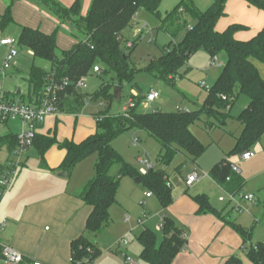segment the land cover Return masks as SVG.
Wrapping results in <instances>:
<instances>
[{"label":"trees","instance_id":"trees-1","mask_svg":"<svg viewBox=\"0 0 264 264\" xmlns=\"http://www.w3.org/2000/svg\"><path fill=\"white\" fill-rule=\"evenodd\" d=\"M51 14L62 23L75 28L72 34L74 44L56 55L57 31L47 34L39 29L22 26L17 46L32 52L33 58L50 63L46 72L34 65L30 68L26 83L27 96L20 95L21 102L32 104L39 100L49 80L60 83L67 80L69 85L60 94L58 110L68 115H77L87 100L80 94L76 84L85 79L93 69L102 65L105 72L112 73L121 88L123 82L133 81L134 69L130 67L128 56L120 52L121 32L132 27L140 11L155 16L159 22L157 31H161L174 40L184 33L182 40L164 46L159 59L151 64V71L167 81L174 83L177 71L198 53H206L210 63L221 53L225 63L200 109L196 111H178L176 113H138L135 107L126 115L100 113L96 116L95 133L80 143L64 140L58 142L55 134L37 135L32 143L39 157L44 160L47 152L57 147L64 157L57 169L69 177L81 161L93 155L94 176L81 189L78 198L90 208L85 223L84 234L71 243V264H92L100 250L91 243L88 236H98L110 224V208L117 203L116 196L120 180L125 176L134 177L143 183L154 195L162 209L172 204L168 179L160 170H150L145 176L126 164L112 147V141L127 127L145 132L160 147V162L169 165L179 153H184L193 163L206 151L200 141L192 134L191 127L206 119V126H225L229 112L240 95L248 99V105L236 118L241 125V134L235 138V153L242 155L254 145L264 140V80L255 63L264 65V28L248 41H238L235 35L247 28L240 24L228 26L224 31L216 30L218 21L226 16L225 6L228 0H211L205 11L197 10L191 0H181L173 11L162 16L159 7L163 0H92L85 15H82V0H74L69 7H63L56 0H40ZM248 6L264 13V0H242ZM187 18L192 19L189 24ZM14 23L12 4L0 15V30ZM80 35H79V34ZM99 70L100 68L97 67ZM101 74V72H100ZM112 84L102 85L90 97L91 101H107L110 106L114 100ZM19 94V91H17ZM145 99V98H144ZM17 146L16 135L11 132L0 135V149L6 148L11 154ZM22 167V166H21ZM113 167L119 168L116 177L110 175ZM232 164L224 159L209 172L210 179L230 196L239 195L245 181L239 173L232 171ZM5 164L0 163V173ZM228 180V181H227ZM6 192L0 188V199ZM198 214H211L224 221L241 239L244 246L250 245L247 259L251 264H264V244L252 246L251 231L227 221L216 211L205 195L193 198ZM163 235L160 243L154 232L146 229L137 238L141 247L140 259L147 264H171L183 249L185 239L182 229L164 217ZM91 248V253H87ZM225 264H241L238 258H230Z\"/></svg>","mask_w":264,"mask_h":264},{"label":"rangeland","instance_id":"rangeland-1","mask_svg":"<svg viewBox=\"0 0 264 264\" xmlns=\"http://www.w3.org/2000/svg\"><path fill=\"white\" fill-rule=\"evenodd\" d=\"M8 4L4 5L6 0H0L5 9L12 4L13 10L19 12L21 16H27L29 11L19 4H23L24 0H7ZM29 1V0H27ZM92 0H82V15L87 13ZM195 8L207 9L204 7L208 0H191ZM63 7H69L71 4L65 0H56ZM181 2V0H163L159 13L165 14L173 11V9ZM64 3V4H63ZM67 5V6H66ZM38 7L45 10L42 4ZM47 9V8H46ZM48 10V9H47ZM49 11V10H48ZM56 18V17H55ZM57 20V24H53L57 32L56 55L61 57L62 51H67L72 46V34L76 32L75 28ZM189 24L192 23L191 18H187ZM159 22L157 18L146 11H140L135 17L132 27H128L121 32L120 52L128 56L129 64L134 69L133 81L130 83L123 82L121 85V97L118 102L108 105L107 101H91L90 97L102 85L112 84L118 87V82L114 79V75L105 72L102 65L98 64L101 74L90 73L84 79L82 86L78 88V92L87 98L83 109L77 115L66 116L59 120L56 135L59 141L64 139L72 140L75 143L82 142L89 133L96 130V116L100 113L119 114L132 94L137 95L138 113H176L178 111H196L200 109L207 96V90L201 87L205 83L208 87H212L216 77L221 70L220 62L224 60V54L217 56L214 65H211L210 58L206 53H198L192 56L177 71V78L174 83L160 77L156 72L151 71V64L161 56L164 46L171 41L175 44L179 43L184 33L177 36L174 40L169 35L157 31ZM22 27V26H21ZM21 27L15 23L8 25L5 29L0 30V38L13 39L18 43ZM79 34V33H78ZM80 35V34H79ZM132 44V47H129ZM5 49H0V69L3 63ZM15 68L6 72L5 77H0V90L5 93H15L19 91L27 96L28 87L26 78L32 65L48 72L51 65L49 62L33 58L26 49L19 50V56L15 61ZM261 69L260 76H264V65L259 64ZM152 89L159 94V98L151 104L145 102L147 92ZM248 99L244 95H240L229 112V117L225 122V126H206V119L198 122L191 127L192 134L206 147L204 154L193 163L186 157L184 153H179L169 165L160 162V147L156 141L149 137L145 132L138 131L127 127L113 141L112 147L121 156L122 160L137 170L136 159L140 155L146 156L154 165V170L164 172L168 179L170 188V196L172 202L181 196H186L193 200L197 195H205L212 207L221 212L226 219L228 214L230 219L241 228L251 231L250 243L256 246L258 243L264 244V225L254 224L256 217L264 203V141L262 145H254L248 153L252 155L249 160L241 159V155L235 153V138L241 134V125L236 119L242 111L247 107ZM64 113V112H63ZM66 114V113H65ZM67 115V114H66ZM50 130H54L55 126H49ZM11 132L14 135L20 133L19 121H12L6 127L0 129V135ZM52 135V134H51ZM14 159L6 148L0 149V163L5 164L7 160ZM62 159V153L56 147L52 148L42 160L34 148H30L24 153L21 163L24 167H20L17 175L19 180H43L44 176L57 178L59 173L57 169ZM227 159L234 167L237 168L240 177L245 181L239 195L231 197L225 190L219 188L209 177L210 170L222 160ZM96 156L93 155L76 165L71 175L64 179L65 182L72 184L90 173V177L94 176V163ZM194 172L199 178L191 186L185 185V180ZM119 168L113 167L110 175L118 176ZM134 177L125 176L120 180L117 191V204L110 208V224L105 232L98 237V245L100 254L97 257L100 264H109L112 260L116 264H125L123 257L115 252L117 243L126 241L129 248L126 250L127 257L132 262L142 264L140 259L139 245L137 238L143 229H148L156 234L158 238L162 237V222L164 213L157 198L146 195L150 192L143 183H136ZM252 195L255 203L244 202L241 196ZM222 198L223 203H219L218 199ZM234 205L240 206V211L232 209ZM229 212V213H228ZM146 216L148 221L145 226L137 225L138 218ZM128 217L129 220L126 221ZM168 218L171 217L168 215ZM172 220V219H171ZM91 237V235H89ZM250 249V245L246 250L240 251L241 264H251L248 259H244ZM91 248H87V253H91ZM113 258V259H112ZM243 260L246 262L244 263ZM144 264V263H143Z\"/></svg>","mask_w":264,"mask_h":264},{"label":"crops","instance_id":"crops-1","mask_svg":"<svg viewBox=\"0 0 264 264\" xmlns=\"http://www.w3.org/2000/svg\"><path fill=\"white\" fill-rule=\"evenodd\" d=\"M65 1L68 2L66 4H72L74 0ZM3 4L0 2V15L5 11L4 5H7L8 1L6 0ZM39 4H41L40 0H24L23 4L19 5L28 10L29 14L21 16L19 12L13 10V22L20 27L29 26L47 34L51 33L55 29L57 20L46 8L41 10L38 7ZM211 4V0L206 1L204 6L207 7L204 8H209ZM200 10L205 11L206 9ZM225 13L226 16L218 21L216 30L222 32L230 25H243L247 30L235 35V39L238 41H248L264 28V13L248 6L242 0H228ZM224 63L225 56L223 62H220L221 68ZM254 65L260 74L259 64L255 63ZM262 77L264 78V76ZM22 94L24 95L23 92ZM121 112L122 110L119 113ZM66 116L70 115L58 112L49 116L40 127L39 135L55 134L58 142L64 140L74 142L68 139L62 141L57 139V125L59 120ZM52 124L55 126L53 131L49 129ZM94 133L95 131L89 133L87 137ZM60 152L63 159L64 152L61 150ZM58 173L61 174V172ZM89 174L85 173L84 176H80L73 184L64 181L67 176L61 178L59 175L57 178L44 176L43 180L34 181L15 178L12 186L0 199V247L8 246L19 252L23 256V264H71V243L84 234L85 223L90 213V208L78 198L81 189L92 179ZM197 176L200 179L198 174ZM162 210L164 217L169 215L174 224L182 229L185 239L183 249L171 264H225L233 257L241 261L240 251H245L246 246L242 244L239 236L224 221L219 220L214 215L198 214L197 206L190 198L181 196L173 201L167 209ZM226 220L234 223L229 214ZM147 221L148 218L145 216L143 227ZM254 224L264 225V203L259 214L254 217ZM105 230L96 237L88 236L89 241L95 244L99 250L98 237ZM144 230L146 229H143L141 233ZM161 240L162 237H157L158 243ZM123 242L117 243L115 252L123 257L125 264H139L131 260V263L127 262L129 258L126 250L129 248V243L125 241L126 244L124 245ZM139 252H141L140 245ZM244 259H247V256ZM98 261L100 260L96 258L92 264H100ZM243 262L246 263L244 260ZM143 263L147 264L142 261ZM0 264L6 263L0 259ZM109 264L116 263L112 260Z\"/></svg>","mask_w":264,"mask_h":264},{"label":"built area","instance_id":"built-area-1","mask_svg":"<svg viewBox=\"0 0 264 264\" xmlns=\"http://www.w3.org/2000/svg\"><path fill=\"white\" fill-rule=\"evenodd\" d=\"M129 47H132V44H129ZM4 48L5 54L3 57V63L0 69V77H5L6 72L15 66V61L19 56V48L16 42L13 39L9 38H0V49ZM28 53L33 56L32 52L28 51ZM216 59L212 63L214 65ZM93 73L100 74V70L96 67L93 69ZM84 83V79H80L76 88L78 89ZM68 81L62 80L60 83L51 78L45 87V91L43 96L39 100H35L32 104L21 102L19 97L21 92L17 94V91L13 93H5L0 90V129L7 126L9 122L19 121L20 125V133L16 135L17 146L15 150L10 154L14 157V159H8L5 163V168L0 173V188L5 189L6 191L12 186L17 173L22 166L21 160L24 155L31 147L35 137L39 134L40 127L44 124L46 119L49 116H53L60 112L58 110V104L60 101V94L68 88ZM202 88L209 90L205 83L201 84ZM137 95L132 94L131 98L128 100L127 105L122 108L121 114L126 115L128 111L132 110L136 103L135 100ZM159 98V94L154 90H149L145 96V102L148 104L154 103ZM187 111V110H184ZM252 155L248 152H245L241 155V159L249 160ZM137 171L141 176H145L150 170L154 169V165L150 162V160L144 156H138L137 160ZM232 171L238 173L237 169L232 167ZM198 176L196 172H194L191 176L186 178L185 185L191 186L196 180ZM228 181V180H227ZM146 197H151V193L147 194ZM233 197V196H231ZM241 199L244 202L255 203V199L252 195L241 196ZM218 201L223 203L224 200L219 198ZM235 211H240L239 205H234L232 207ZM126 221L129 220L128 217H125ZM145 216L139 218L136 223L139 226L143 225V221ZM124 245L126 242H123ZM0 259L3 263L6 264H23L24 259L23 256L13 250L8 246L0 247ZM127 262L131 263L130 260Z\"/></svg>","mask_w":264,"mask_h":264},{"label":"water","instance_id":"water-1","mask_svg":"<svg viewBox=\"0 0 264 264\" xmlns=\"http://www.w3.org/2000/svg\"><path fill=\"white\" fill-rule=\"evenodd\" d=\"M113 97H114V100H118V99H120V97H121V88H119V87H115V88L113 89ZM65 176H66L65 173H61V174L59 175V177H61V178L65 177ZM135 182L138 183L137 180H135Z\"/></svg>","mask_w":264,"mask_h":264}]
</instances>
